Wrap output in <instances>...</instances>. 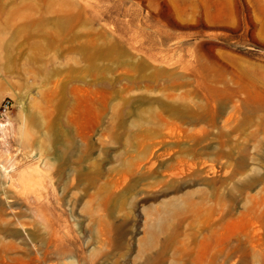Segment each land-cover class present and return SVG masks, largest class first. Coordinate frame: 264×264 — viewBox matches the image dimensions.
<instances>
[{"label":"rangeland","instance_id":"rangeland-1","mask_svg":"<svg viewBox=\"0 0 264 264\" xmlns=\"http://www.w3.org/2000/svg\"><path fill=\"white\" fill-rule=\"evenodd\" d=\"M0 264H264V0H0Z\"/></svg>","mask_w":264,"mask_h":264},{"label":"built area","instance_id":"built-area-1","mask_svg":"<svg viewBox=\"0 0 264 264\" xmlns=\"http://www.w3.org/2000/svg\"><path fill=\"white\" fill-rule=\"evenodd\" d=\"M8 104H9V100H3L0 104L2 111H6V109L8 108Z\"/></svg>","mask_w":264,"mask_h":264}]
</instances>
